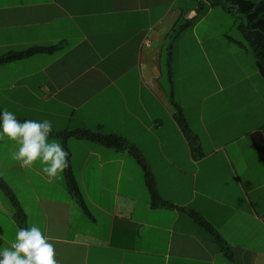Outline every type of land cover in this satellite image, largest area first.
Listing matches in <instances>:
<instances>
[{"label": "crops", "instance_id": "1", "mask_svg": "<svg viewBox=\"0 0 264 264\" xmlns=\"http://www.w3.org/2000/svg\"><path fill=\"white\" fill-rule=\"evenodd\" d=\"M178 1L0 0V56L61 46L0 65V112L50 121L62 147L54 134L76 129L126 139L171 205L152 206L126 151L69 139L74 196L5 136L0 183L24 220L0 188V251L36 225L58 264H264V78L227 32L197 37L215 7L183 28L195 9ZM243 56L253 71L229 65Z\"/></svg>", "mask_w": 264, "mask_h": 264}, {"label": "trees", "instance_id": "2", "mask_svg": "<svg viewBox=\"0 0 264 264\" xmlns=\"http://www.w3.org/2000/svg\"><path fill=\"white\" fill-rule=\"evenodd\" d=\"M198 8H194V14L191 20L185 22L183 28L195 24L208 9L221 6L226 14L239 15L242 18V23L238 27L242 35V41L236 44L240 47L246 48L252 52L255 59L256 69L261 77L264 78V0L253 1V0H207V3H199ZM61 50L60 45L56 46H36L31 47L24 51H11L0 56V65L7 63L20 61L31 56L41 54H54ZM18 121L24 122L25 120L17 118ZM182 123V122H181ZM50 134H53L51 132ZM60 138L63 143V148L69 153L68 155V167L64 170V178L66 186L71 194L78 196V188L76 180L74 178L71 168V154L67 148V141L69 139H75L78 141L98 143L107 148L115 151H126L134 159L136 164L142 170L144 181L147 186L151 204L153 207L169 206L170 204L165 203L159 196L156 184L152 174L150 173L141 153L138 149L130 144L126 139L114 135L104 134L100 131H91L87 129H76L72 131H65L54 134ZM0 188L3 195L6 197L9 205L17 211V217L19 222L22 223L24 216L19 208V204L15 196L9 191L8 187L3 183H0ZM171 206V205H170ZM191 218L208 230L215 240V242L224 249V242L221 240L219 235L213 230V228L207 224L201 216L195 212H190Z\"/></svg>", "mask_w": 264, "mask_h": 264}, {"label": "clouds", "instance_id": "3", "mask_svg": "<svg viewBox=\"0 0 264 264\" xmlns=\"http://www.w3.org/2000/svg\"><path fill=\"white\" fill-rule=\"evenodd\" d=\"M52 131V123L48 120L20 122L14 113L0 112V139L6 136L19 145L11 159L25 169L39 160L43 165L42 172L49 179L57 178L68 167L69 155L60 143L49 142ZM55 257L54 244L38 226L32 225L19 229L11 248L0 251V264H58Z\"/></svg>", "mask_w": 264, "mask_h": 264}, {"label": "rangeland", "instance_id": "4", "mask_svg": "<svg viewBox=\"0 0 264 264\" xmlns=\"http://www.w3.org/2000/svg\"><path fill=\"white\" fill-rule=\"evenodd\" d=\"M181 3H186L188 7L198 8L200 5L199 3L205 4L207 3V0H179L177 6ZM215 8L216 9L213 13H211L204 22L197 25V37L203 39L207 36V33H209L208 37L219 38V34L227 32L226 36L229 39L231 38L233 41H236L235 45H237V41L241 42L243 39L241 32L238 29L243 21L242 18L239 15L231 16L229 14H224L225 11L221 6ZM194 38H196V36ZM226 41L227 39L223 40V42ZM194 42H197V40L194 39ZM196 53H199L200 55L202 54V52H195V55ZM252 59L253 57H239L237 58V60H239L238 62H234L232 59V61L229 62V65L231 67L244 66V68L242 67L244 70L253 71L254 61ZM198 60L201 63L200 58H198Z\"/></svg>", "mask_w": 264, "mask_h": 264}, {"label": "built area", "instance_id": "5", "mask_svg": "<svg viewBox=\"0 0 264 264\" xmlns=\"http://www.w3.org/2000/svg\"><path fill=\"white\" fill-rule=\"evenodd\" d=\"M261 222L264 224V216L261 217Z\"/></svg>", "mask_w": 264, "mask_h": 264}]
</instances>
